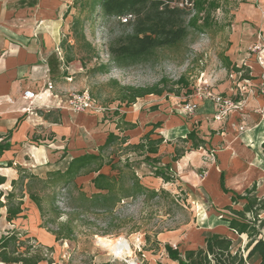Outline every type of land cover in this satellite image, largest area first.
Segmentation results:
<instances>
[{"label":"rangeland","instance_id":"1","mask_svg":"<svg viewBox=\"0 0 264 264\" xmlns=\"http://www.w3.org/2000/svg\"><path fill=\"white\" fill-rule=\"evenodd\" d=\"M178 3L160 4L127 24L102 12L86 20L87 39L99 50L100 57H90L84 43L73 36L75 60L70 63L64 60L58 71L56 85L61 100L52 113V118L59 114L65 133L55 143H44L36 138L41 133L35 132L29 137L33 142L26 141L32 145H27L25 152L28 155H23L27 161H22L20 165L27 174L47 179L48 171L64 169L72 156L85 152L98 153L97 148L105 141L109 131L120 133L117 123L121 120L115 112L119 109L126 113L128 119L137 121L138 126L127 131L134 142L152 129L151 124L161 122V126L155 129L154 137L158 134L164 136L170 143H177L184 153L178 161H172L178 179L164 182L162 178L155 177L144 155L127 149L125 144L116 143L104 152L105 155H118L122 160L129 156L146 186L157 191L164 188L169 194L127 198L117 205L113 213L79 215L63 210V205H60L62 212L58 214L52 203L55 187L48 184L43 188V184L34 182V190L43 197L44 213L41 215L38 210L36 217L29 206L21 227L27 229L28 224L29 227H41L52 233L61 226H71L74 232L71 239L56 241L53 253L48 252V258H53L55 263L45 261L44 264H107V260L112 258L113 264H173L165 249L166 243L178 246L184 252L202 245L205 234L215 230L233 236L238 242L237 247L245 246L246 235L240 238L231 232L224 220L226 215L222 208L232 203L231 194L219 188L210 189L207 177L212 165L221 168L225 152L229 151L230 167L237 171L235 176L233 173L226 174L227 186L231 188L234 180L243 181L251 174L253 178L249 184L257 181L259 193L264 190V151L259 143L261 137L254 131L257 129L254 126L263 118L264 107L258 105L253 108L261 114H258V120L255 119V125L250 126L253 130L249 132L255 136L246 147L239 146L244 144L242 136L234 138V133L227 136L231 133L229 128L234 131L232 100L251 97L255 101H264V6L258 0H221V7L212 12L211 24L204 30L190 28L188 36L176 46L158 48L138 63L126 67L113 66L108 72L89 70L98 62L108 61L107 45L112 38L128 32L143 33L149 22L176 15L181 10H184L181 13L183 18L188 21L192 16L191 9ZM74 15L86 17L87 12L75 7ZM202 22L201 19L199 23ZM67 52L66 48L64 59ZM225 56H229L240 69L233 76H230L231 68L226 64ZM63 71H67L68 78L62 77ZM181 77L186 78L188 86L178 81ZM165 78L167 82L163 81ZM156 84L163 88L162 95H146L131 106L121 103L120 97L126 86L148 87ZM231 85L234 87L232 95ZM85 92L96 100L95 108L90 111L71 108V100ZM62 111H65V122ZM66 111L69 113L66 114ZM211 123L215 129L209 127ZM169 126L172 128L169 129ZM193 128L199 136L211 137L213 142L210 147L205 145L207 152L202 157L201 154L186 157L187 152L194 148L191 142L185 144L179 141L184 131L186 134ZM240 130L243 132L245 128ZM170 143L160 152L163 162L171 161L174 153ZM33 145L40 150L47 147L48 153H58L48 161L45 153L37 151ZM29 154L44 157L32 161ZM13 162H8L12 166L9 176L24 173ZM104 171L115 173L108 166L104 167ZM79 189L88 194L95 191L90 177L72 187L74 193ZM26 198L29 204H34L29 197ZM22 234L27 237V233ZM119 237L128 239L131 244L130 251L123 258L102 247L112 245ZM32 242L40 243L38 239ZM251 263L259 264V260L253 258Z\"/></svg>","mask_w":264,"mask_h":264},{"label":"trees","instance_id":"2","mask_svg":"<svg viewBox=\"0 0 264 264\" xmlns=\"http://www.w3.org/2000/svg\"><path fill=\"white\" fill-rule=\"evenodd\" d=\"M180 0H74V6L81 12H87L86 17L76 16L72 22V32L74 38L82 41L90 57L99 58L100 52L92 42L87 39L85 33L86 20L93 19L95 15L102 12L109 18L119 19L120 16L132 14L136 20L137 16L147 14L160 4H169ZM221 7V0H193L191 9L192 16L188 21L183 18L182 12L176 15L163 16L149 22L143 33L128 32L116 38L110 39L107 45L109 59L107 62H98L90 71L108 72L113 66L126 67L146 59L155 50L162 47L176 46L182 42L189 34L190 28L204 30L211 24L212 12ZM203 13V15H202ZM203 20L202 24L199 23ZM123 23V22H121ZM123 23V24H127ZM68 52L65 55V62L70 63L75 60L73 53L74 45L68 44ZM226 64L232 72L240 71L234 65L229 56L224 57ZM90 60V59H89ZM52 69L58 65L52 59ZM82 64L86 67L85 59ZM58 67V66H57ZM63 76L67 71H63ZM252 78V77H249ZM167 82V79H163ZM179 82L188 86L185 77H181ZM120 97L121 103L131 106L138 98L149 94H163V88L158 84L148 87L126 86L123 88ZM121 122L117 123L120 133L109 131L105 141L98 146V153L85 152L72 156L64 169L48 171V178L44 179L33 173H28L20 168L24 173L17 180L12 181V185H20V192L12 190L7 194L0 191V208L7 206L8 220L22 215L24 187L30 199L35 202L41 215L44 213L43 197L33 188V183L43 184L46 188L48 184L55 187L53 191V207L56 213H60V202H65V210L77 212L85 215L89 212L113 213L117 205L127 198H138L140 196L152 195L153 197L169 192L162 188L157 191L146 186L137 171V166L129 156L122 160L120 156L105 155V151L116 143L125 144L127 149L138 151L144 155V159L152 168L155 177L162 178L164 182H175L178 179L172 161H178L183 155L178 144L174 147L171 161L163 162L160 154V147L166 141L165 137L158 134L154 137L155 129L161 126V122L151 124L153 127L146 132L140 142L127 143L130 135L126 131L138 126L136 122L126 120V113L119 109L115 111ZM124 124V126L120 125ZM179 141L187 144L191 142L193 148H199L206 143V140L198 135L194 128L188 132L186 137H179ZM167 142H169L167 140ZM127 143V144H126ZM170 143V142H169ZM3 148H10V144H0ZM118 157V158H117ZM108 166L115 173L104 171ZM95 174L91 182L95 191L88 194L79 189L74 193L72 187H77L76 179L79 176ZM27 180V182H25ZM6 177L0 174V185L6 182ZM221 185L225 192H232V204L226 205L224 220L228 223L231 232L248 239L245 246H238L237 240L233 237L218 231H209L205 234L204 243L196 248H189L184 252L171 243L165 244L168 257L178 264H252L251 260L257 258L259 264H264V194L260 195L257 182L244 189V192H236L225 186V179L222 175ZM58 189V190H56ZM5 197V202L2 198ZM64 210V209H63ZM55 235L56 241L60 239H71L74 235L71 226H61L57 231H51ZM239 238V239H240ZM34 237H22L18 231H11L0 238V259L6 263L16 264H38L45 257L41 254L42 244L34 248L32 240ZM47 247L52 250L53 247ZM49 262H53L52 259ZM166 264V263H160Z\"/></svg>","mask_w":264,"mask_h":264},{"label":"crops","instance_id":"3","mask_svg":"<svg viewBox=\"0 0 264 264\" xmlns=\"http://www.w3.org/2000/svg\"><path fill=\"white\" fill-rule=\"evenodd\" d=\"M258 1L261 6H264V0ZM73 5L74 0H0V144H10V148L8 149L0 146V174L7 179L4 184L0 185V191H3L4 194L12 190L20 192V185H12V181L17 180L20 174L10 177L9 170L12 169V166L8 162L13 160L14 165H18L17 168L20 169L22 161H27L24 157L28 155L25 151L28 148L27 145H30V143L26 141L33 142V140H29V137H32L35 132H38L41 134L36 135V138L40 142L55 143L57 141L56 139L65 133L62 128L63 125H60L61 118L59 114L55 118H52V113L59 106L61 100L58 86L56 85L58 71L62 67V63H64L66 47L68 44L74 43L72 22L75 17V7ZM262 22L264 27V18ZM52 59L58 62V67L55 66L53 69ZM231 74H234V72L232 73L231 71ZM62 77L68 78V75ZM48 82L53 85L51 89L48 88ZM25 90H32L38 94V98L34 101V110L30 112L26 111L29 101L23 98ZM232 91H234V87L231 85V95L233 94ZM234 102L238 104L237 108L232 109L234 131L229 128L231 133L227 136H231L233 133L234 138L242 136L241 140L244 141V144H240L239 146L243 148L255 136L253 132H249L253 130L250 126L254 123L255 119L258 120V114H261L253 111V108L258 105L264 107V101L261 102L259 99L255 101L254 98L249 97L234 99ZM68 113L69 111H66V114ZM62 116L65 122V111H62ZM126 120L137 123L136 120L128 119L127 117ZM213 125L211 123L209 127L215 129ZM241 126L245 128V131L241 132ZM254 127L257 128L254 130L255 134L261 137L259 143L264 151V115L262 120ZM171 128L169 126V129ZM189 131L186 134L184 131V136L179 137H186ZM126 134H128L127 131ZM202 137L206 140V143L199 148H194L190 152H187L186 157L198 154H201L202 157L207 152L205 145L210 147V144H213V142L211 137L205 135ZM141 138L138 142L141 141ZM130 142L137 143L131 139V136L127 143ZM167 143L169 142L166 140L161 145L160 152ZM170 144L174 151L177 143L172 142ZM43 146L40 145V147ZM33 147L37 151H41V153L44 152L48 161L49 159L53 160L58 153H52V151L48 153L47 147H43V150H40L35 145ZM229 153V151L225 152L220 169L218 165L211 166L207 177V185L213 191L219 188L225 192L221 185V177L223 175L225 186L228 189L236 192H244V189L252 186L257 181L249 184L253 177L251 174H248L243 181L234 180L233 187L229 188L226 184V174L233 173L235 176L237 171L230 167L231 155ZM29 155L32 161L41 160L44 157L40 156L37 158L34 154ZM90 174L79 176L76 182L79 183V181L86 177H90L91 181L95 174ZM240 189L243 190L240 191ZM23 192L24 211L21 216L10 221L7 217V206L0 208V238L11 231H18L22 237V233H27V236L38 239L45 246L53 247L56 242L54 234L41 227H29L28 224L26 225L27 229L21 227L22 220L26 216L29 206L32 207L33 214L36 217L38 216L39 210L35 202H33L34 204H29L26 198L29 197L26 187H24ZM225 193H230L232 197V192ZM263 194L264 190L260 192V195ZM2 200L5 202V197ZM215 231L222 232L219 230ZM225 234L229 235L228 233ZM111 244H105L102 247L111 251L114 255H121L123 252L127 254L131 249V244L126 238H116L115 242ZM38 246L40 245L34 244V248ZM40 247L41 254L45 259H42L38 264H44L45 261L55 263L53 258H48V252L53 253L54 249L49 250L47 247ZM50 259L53 262H49ZM175 263L178 264L176 261H173V264ZM0 264L16 263H6L0 259ZM107 264H113V258L108 259Z\"/></svg>","mask_w":264,"mask_h":264},{"label":"built area","instance_id":"4","mask_svg":"<svg viewBox=\"0 0 264 264\" xmlns=\"http://www.w3.org/2000/svg\"><path fill=\"white\" fill-rule=\"evenodd\" d=\"M180 6L182 7H192L193 6V0H180L178 3ZM119 19L124 22L127 23L131 20L134 19V16L132 14H126L123 16H120ZM233 73V72H232ZM231 76H233V74H231ZM53 87V85L50 83L48 88L51 89ZM23 98L29 101V105L26 107V111L30 112L34 110V101L38 98V94L32 90H25L24 94H23ZM95 103L96 100L94 98H91L90 95L85 92L84 94L80 95V96H75V98L73 100H71V108H73L74 110L76 109H82L84 111H90L93 110L95 108ZM232 106L234 108L238 107V104H236L233 100H232ZM243 130V127H240ZM60 205H63L62 208L65 210V202L61 201Z\"/></svg>","mask_w":264,"mask_h":264},{"label":"bare ground","instance_id":"5","mask_svg":"<svg viewBox=\"0 0 264 264\" xmlns=\"http://www.w3.org/2000/svg\"><path fill=\"white\" fill-rule=\"evenodd\" d=\"M49 84H50V82H48ZM126 254V252H123V254H121V255H117V254H115V255H117V256H119V257H122L123 258V256Z\"/></svg>","mask_w":264,"mask_h":264}]
</instances>
